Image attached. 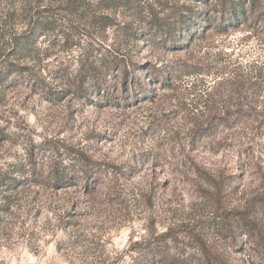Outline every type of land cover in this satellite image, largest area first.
<instances>
[{
    "label": "rangeland",
    "instance_id": "1",
    "mask_svg": "<svg viewBox=\"0 0 264 264\" xmlns=\"http://www.w3.org/2000/svg\"><path fill=\"white\" fill-rule=\"evenodd\" d=\"M67 1H0V55L11 52L13 61L8 36L23 30L29 10L57 15L56 31L15 61L28 68L21 81L0 90V170L16 164L74 177L64 187L37 184L28 173L21 188L0 189V264H147L152 248L164 263L264 264V138L213 128L222 122L212 115L202 118L209 133L200 137L190 126L192 110H234L229 77L216 73L225 61L264 67L262 30L241 23L201 32L182 50L161 49L122 35L146 30L149 14L142 23L128 11L99 12L117 23L102 29L62 12ZM143 3L162 17L166 5L184 16L182 7L192 5ZM115 60L125 62L142 96L100 98L106 85L114 96L127 93H118ZM145 62L173 73L170 89L134 67ZM258 93L242 103L261 109Z\"/></svg>",
    "mask_w": 264,
    "mask_h": 264
},
{
    "label": "trees",
    "instance_id": "2",
    "mask_svg": "<svg viewBox=\"0 0 264 264\" xmlns=\"http://www.w3.org/2000/svg\"><path fill=\"white\" fill-rule=\"evenodd\" d=\"M3 1V0H0ZM85 0H70L64 5L62 12L72 16L73 18L85 21L89 26L101 27L108 29L117 25L115 21L109 16L98 15L99 12L112 11L117 14L121 11L130 12L129 16L137 17L142 23H145L143 16H149L146 30L135 31L134 29H122V35L127 37H134L135 41H145L152 46L163 49L182 50L185 49L187 44L192 42V39H199L204 36L201 32H226L228 28H233L241 23H249L254 27L256 25L264 34V13H261L259 0H213V5H210L212 0H189L192 5L183 6L189 13L186 17L169 5L165 7L170 9L162 17L160 13H154L152 5L143 7V0H95L92 4H82ZM143 3V4H142ZM164 5V3H160ZM198 6L200 9H198ZM258 12L259 15H255ZM264 12V10H263ZM161 16V17H160ZM57 23V15L48 12L47 9H40L34 7L29 10L28 21L21 32L14 31L8 36L9 44L15 60L9 58L10 54L3 53L0 55V90H5L15 86L21 81L28 68L20 66L15 61L27 60L31 53L34 51L36 44L41 37L56 31L54 27ZM257 23V24H255ZM256 27V28H257ZM204 30V31H203ZM192 34H194L192 38ZM257 61V60H256ZM123 62V63H122ZM114 61L111 63L113 67L121 66V72L118 75V83H121L122 89L118 93H122L123 89L127 92L121 97L114 96L113 86H103L101 90V99L109 103H114L115 98L126 100L132 96L133 98L142 96L143 91L140 89L139 83L135 82V77L129 79L131 72L126 69L124 61ZM142 65H135L143 72L145 78L153 83L157 82L163 89H170L174 82L173 73H169L164 67H156L152 63H144ZM112 67V68H113ZM188 75H201L200 73H192ZM186 75V76H188ZM217 76L229 77V86L231 89L232 97L237 101L234 110L229 112L221 109L213 112L212 110H205L201 112H191L192 121L190 123L191 130H194L200 137L209 133L211 129L221 127L222 130H236L243 128L241 132L242 137H248L249 141L255 138H264V104L261 109H258V104L247 105L242 103L247 99V94L253 95L258 99L260 93L264 92V67L257 64H250L241 66L240 64L231 66L230 62H224V66L216 73ZM197 77V76H195ZM145 83V82H144ZM135 85V86H133ZM101 88L98 85V88ZM130 94V95H129ZM132 94V95H131ZM239 101V103H238ZM210 115H212L210 117ZM220 119L222 124H217L211 127L209 123H205L202 118ZM211 123V121H210ZM11 170V171H9ZM197 172L205 177L209 184L217 186L218 182L210 177L205 171H201L198 167ZM29 173V179H34L37 184H53L56 186L68 187L73 185L72 175L59 174L53 172L46 177L36 173L33 169L31 172L21 165H10V169L6 171L0 170V189L5 187V191H13L21 188L26 184L23 180ZM22 178V180L20 179ZM42 178V179H41ZM91 176H87V180ZM159 252L155 249H148L146 253L147 264H179L177 262L164 263L163 259L159 256ZM175 261V260H174ZM210 261V260H209ZM215 264V263H214Z\"/></svg>",
    "mask_w": 264,
    "mask_h": 264
}]
</instances>
